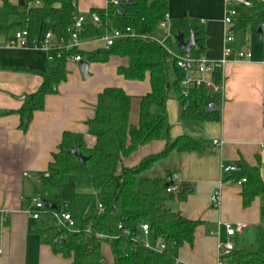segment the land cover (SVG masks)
<instances>
[{
  "label": "crops",
  "instance_id": "0c3cea01",
  "mask_svg": "<svg viewBox=\"0 0 264 264\" xmlns=\"http://www.w3.org/2000/svg\"><path fill=\"white\" fill-rule=\"evenodd\" d=\"M5 2L19 5L21 1L0 0V10ZM107 5L108 0H79L78 12L88 15ZM168 6L171 20H197L203 25L206 38L201 56L220 58L227 34L233 36L229 45L234 50L250 48L252 54L248 60H239L235 54L228 58L219 121H183L186 111L179 99L170 96V128L123 160L126 167H134L160 153L168 138L184 134L204 141L208 147L204 153L173 149L142 175L171 179L184 188L181 192L188 191L184 197L174 194L166 204L185 218L199 221L193 243L175 251L176 264H217L218 242L228 238L225 228L218 227L219 221L245 224L233 237L236 249L264 247V194L245 207L242 184L226 181L229 174L222 171L223 164L238 167L244 162L259 166L264 180V26L261 39L250 24L235 27L247 16V9L241 8L234 24L224 23L225 0H168ZM7 21L13 24L17 19L8 16ZM14 32L1 33L0 40L7 43ZM104 47L101 39L84 40L81 45L87 52ZM47 60L48 54L39 48L0 47V264H72V258L55 253L43 241L35 231L39 221L28 212L44 185L39 173L50 169L64 133L82 138L88 148L95 145L87 122L94 117L98 95L105 88L120 87L132 97L129 122L135 126L139 125L141 98L151 91L149 74L143 80L126 79L118 68L127 66L128 59L112 56L107 62H89L87 77L78 63L68 62L67 79L58 85L57 93L37 95ZM216 190L221 192L219 206L211 200ZM143 238L153 242L150 236ZM112 257L114 264L113 253Z\"/></svg>",
  "mask_w": 264,
  "mask_h": 264
},
{
  "label": "trees",
  "instance_id": "16d2710c",
  "mask_svg": "<svg viewBox=\"0 0 264 264\" xmlns=\"http://www.w3.org/2000/svg\"><path fill=\"white\" fill-rule=\"evenodd\" d=\"M24 4L4 3L0 10V34L26 27L31 45L38 43L48 31L54 32L55 39L68 40L69 28L78 12L79 0H23ZM168 0H132L119 7L92 10L101 15V26L93 22L85 25L80 35L83 39H100L107 28L130 26L153 35L159 22L168 14ZM8 16H14L16 23L9 24ZM107 17L109 25H105ZM174 36L184 33L189 37L190 29L199 39L200 49L192 48L195 57L205 49V29L197 20H171ZM250 24L255 30L264 26V3L254 2L247 9V16L236 26ZM168 45L178 54L186 52L177 47V42ZM53 49L48 54L46 68L42 73L43 84L37 95L57 93L58 85L67 79L68 58L80 55L88 62H107L112 56L126 57L127 66H120L118 73L126 79L143 80L150 76L151 91L141 98L139 125L129 122L132 97L120 87H107L98 95L95 115L87 122L88 130L96 138L92 148L86 147L82 138L66 132L57 153L53 156L47 172L39 173L45 186L61 189L73 176L82 191L76 192L68 202L60 195L42 198L56 204L57 211L70 212L76 221L75 230H69L56 223L47 209L48 215L39 220L35 231L43 241L51 245L55 253L72 258V264H107L103 254V244L108 243L114 256V264H176L175 251L185 243L192 244L199 221L185 218L166 204L175 195L167 193V187L174 182L166 178H149L142 172L157 159L173 149L178 151H198L204 153L208 147L200 138L184 134L175 139H167L165 148L158 154L143 159L134 167H126L125 157L130 156L141 145L160 139L170 128L167 100L170 96L186 101L181 95V80L184 72L170 59L165 47L158 42L141 37H131L116 42L109 48H98L92 52L82 49ZM173 65L176 79L170 81ZM189 100L192 108L183 113L187 123L219 121L220 95H211L201 87L191 91ZM214 102V107L209 103ZM25 112V109H21ZM30 119V115L28 116ZM80 149L88 157L84 162L68 151ZM236 171L225 179L237 182L242 178V198L245 207L264 194V180L259 166L241 162ZM51 176L46 177L45 174ZM171 181L170 184L168 182ZM187 189L180 192L184 197ZM102 204L103 210L98 208ZM124 222L131 229L124 234L118 225ZM147 223L153 242L158 239L168 244L169 251L159 253L145 246L140 239V225ZM90 229V232L86 230ZM118 236L115 240L103 239L98 234ZM226 264H264V247L257 250L235 249Z\"/></svg>",
  "mask_w": 264,
  "mask_h": 264
},
{
  "label": "built area",
  "instance_id": "2783aa9c",
  "mask_svg": "<svg viewBox=\"0 0 264 264\" xmlns=\"http://www.w3.org/2000/svg\"><path fill=\"white\" fill-rule=\"evenodd\" d=\"M254 2L264 3V0H225V13H224V23L227 25L234 24L236 19L240 15L239 9H249L252 7ZM108 7H119L121 4L120 0H108ZM71 27L69 28V37L68 40L64 38L60 40H56L54 36V32L48 31L42 39L31 45L28 39V30L26 27L18 28L15 30L13 35L9 37L7 43H4L0 40V47L8 45L9 47H22V48H39L46 51L47 54L50 53L51 50L59 49V54L61 50H69V49H82L81 45L84 40L81 38V34L85 28V25L93 22L94 24L101 26L103 20H101V15L97 12H90L88 15L86 14H78L74 17ZM111 19L107 17L105 21V25H109ZM171 19L167 14L164 19H162L158 27L162 28L164 31V37L162 39H157L154 35H147L141 30H135L130 26H124L120 28H111L106 30L105 34L100 38L104 42L105 48H109L116 44V42L125 40L131 37H141L144 39H150L158 42L160 45L165 47L169 53L170 59L175 61V64L182 69L184 72L183 78L181 80V95L186 101L183 103L182 108L184 111H187L192 108V102L189 100L191 91L194 89H199L204 87L211 95L219 94L220 101L223 98V89L225 84V69L226 65L229 61V56L231 54H235L237 59L239 60H248L251 57V49H237L234 50L232 46L229 45L230 42L233 41V36L231 34H227L226 37V46L224 47L223 54L220 58H210L207 56H199L195 57L192 53H184L178 54L174 49H172L168 42L171 40L173 43L177 42L176 36H174L171 28ZM178 47V46H177ZM82 60L80 55H71L68 58V61H73L78 63ZM210 108L215 106L214 102H210L208 105ZM218 141L215 140L214 143ZM238 168L236 165H222V171L224 174H231L236 171ZM246 181L245 178L237 181L238 184H243ZM167 193L169 194H177L184 189L177 183L172 184V186L167 187ZM221 192L220 190L214 191L212 194L211 200L215 206L220 205ZM32 209H29L28 212L35 220L44 219L47 215V209L44 200L40 198H35L31 200ZM98 208L103 210L102 204H98ZM52 212V216L56 220V223L62 227H65L69 230H75L76 221L73 218V215L70 212L66 211H57V209H50ZM223 226L225 228V232L228 235L226 240H222L218 242L217 245V264H226L227 259L236 249L235 243L233 241V237L237 232L242 231L245 228V224L243 222H231V221H219L218 227ZM118 228L124 234H130L131 229L126 226L124 222H120ZM141 236H149L150 226L147 223H143L140 225ZM90 232V229L86 230ZM103 239L115 240L118 236H108L105 234H98ZM146 247L151 248L154 251L163 253L169 251L168 244L163 240L158 239L156 242H150L142 239Z\"/></svg>",
  "mask_w": 264,
  "mask_h": 264
},
{
  "label": "rangeland",
  "instance_id": "374dc122",
  "mask_svg": "<svg viewBox=\"0 0 264 264\" xmlns=\"http://www.w3.org/2000/svg\"><path fill=\"white\" fill-rule=\"evenodd\" d=\"M155 38L157 39H162L164 37V31L162 28L158 27L157 31L153 34ZM176 79V75H175V70L173 65L171 66L170 69V81L174 82ZM78 191H82V188L78 186V184L76 183V180L73 176H71L69 178V181L66 183V185H63L61 187V189L56 188V187H50V186H45L43 184L40 185V191L39 194L37 195L41 200H44L42 198V194L43 192H46V197L47 198H52L55 195H60L61 199H63L62 201L64 202H68L73 195L78 192ZM141 238L143 239V237L141 236ZM104 247L103 248V253L106 255L107 260H108V264H113V257H112V249L111 247L109 248V244L105 243L103 244ZM252 247V246H251ZM250 247L251 250H255L252 249Z\"/></svg>",
  "mask_w": 264,
  "mask_h": 264
},
{
  "label": "water",
  "instance_id": "95a60500",
  "mask_svg": "<svg viewBox=\"0 0 264 264\" xmlns=\"http://www.w3.org/2000/svg\"><path fill=\"white\" fill-rule=\"evenodd\" d=\"M20 1H21L20 2L21 5H23L24 1L23 0H20ZM120 1H121V3H123V2L132 1V0H120ZM262 34H263V31H262V28L260 27L258 29V38L259 39L262 38ZM176 40H177L178 48L183 52L190 53L192 48L200 49L199 39L196 37V33L193 31L192 28L190 29V34H189L188 38L185 37L184 33L180 32L177 34ZM78 65H79V68H80V71H81L83 77H87L89 75V66L91 64H89L88 61L82 59L81 61L78 62ZM68 152L71 154H75L78 157V159L82 162H84L88 159L87 156H85L83 153H81L80 149L71 148ZM45 176L49 177V176H51V174L46 173ZM170 183H171V181L168 182V184H170ZM44 203H45L46 207L49 209H57L56 204L52 203L49 200H44Z\"/></svg>",
  "mask_w": 264,
  "mask_h": 264
}]
</instances>
